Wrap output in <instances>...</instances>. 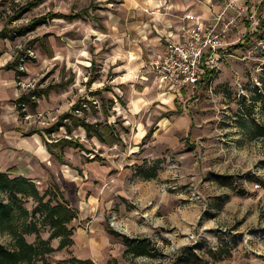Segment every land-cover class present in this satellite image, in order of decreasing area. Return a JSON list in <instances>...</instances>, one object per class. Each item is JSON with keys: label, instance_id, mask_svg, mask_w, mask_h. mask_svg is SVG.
Returning <instances> with one entry per match:
<instances>
[{"label": "rangeland", "instance_id": "374dc122", "mask_svg": "<svg viewBox=\"0 0 264 264\" xmlns=\"http://www.w3.org/2000/svg\"><path fill=\"white\" fill-rule=\"evenodd\" d=\"M27 1L0 0V29L5 24L24 26L49 12L80 13L81 17L49 16L45 23L1 45L0 54L5 53L11 62L23 53L17 67L24 73L15 78L19 94H36V108L25 105V115L18 117L20 128L44 133L67 112H80L72 109L76 102L84 101L89 108L88 100H93L99 113L88 111L87 119L108 120L122 136V141L108 145L73 128L70 135L101 150L105 161L86 163L82 151L67 148V163L52 156L45 172L31 177L38 180L41 191L53 182L60 186L77 211L71 222L74 236L81 228L79 235L100 238L99 254L108 255L106 262L119 264H264V184L255 179L264 180V138H252L249 133L264 120L261 102L252 99L255 88H264V0H237L246 10L226 37L228 55L218 71L211 81L175 100V124L160 131L154 125L145 126L151 133L139 140L122 125L127 108L115 98L119 94L127 102L128 95L142 87L136 75L149 69L150 63L143 68L141 56L148 61L149 55L142 43L134 48L125 44V29L118 43L108 35L105 26L122 0H43L21 18L9 21L13 10ZM141 10L135 24L145 27L144 16L160 11ZM126 18L119 19L124 28ZM127 78L132 85L126 94V84L121 82ZM40 90L46 93L38 98ZM103 96L115 101L107 118L100 109ZM44 134L51 140L66 135V128ZM145 171L156 175L147 177ZM222 176L230 183L222 181ZM108 227L131 238H149L153 255L127 254L123 239L109 235ZM48 234L43 228L42 235ZM57 240L52 243L58 244ZM0 241L8 243L10 236L0 232ZM75 249L72 245L57 250L50 260L70 264V257L79 254ZM188 249L202 260L189 262Z\"/></svg>", "mask_w": 264, "mask_h": 264}, {"label": "trees", "instance_id": "16d2710c", "mask_svg": "<svg viewBox=\"0 0 264 264\" xmlns=\"http://www.w3.org/2000/svg\"><path fill=\"white\" fill-rule=\"evenodd\" d=\"M43 0H28L23 5H18L13 10V16L9 21H13L22 17V15L30 10L32 7L37 6ZM1 5V4H0ZM61 17L69 20L81 17L80 13L77 14H63L60 12L48 13L46 15L33 18L28 24L24 26H9L5 24L0 30V37L14 39L18 35L26 34L27 32L35 29L38 25L45 23L47 18ZM39 39V38H38ZM42 39V38H40ZM43 42V40H41ZM23 54V53H21ZM20 54V55H21ZM20 55H17L12 62L8 64V68L14 69L17 78L20 77L22 70L18 69ZM214 72H208L205 79L212 76ZM19 79V78H18ZM93 78H89L91 82ZM37 93V97H41L44 90ZM252 99L260 101L262 104L261 110L264 114V88H255ZM100 94V92L98 93ZM36 95L34 91L21 93L15 100L17 110L21 117L25 115L24 107L28 105L31 109H35L37 102L33 96ZM101 95V94H100ZM119 100V98H118ZM120 99L124 105L125 101ZM83 102H76L72 109L80 112H67L64 117L60 118L56 124L50 128H46L44 133L51 134L55 130L60 129L61 126L66 128V135L58 138L47 139L44 133L40 130H31L34 132H41L44 143L48 150L54 154L60 162H65L64 149L66 147L79 149L84 153L86 161H103L105 157L100 154L101 150L87 147L83 141L70 135L73 128L83 127L86 131V138L92 139L96 137L101 143L114 145L122 141L121 134L114 123L104 122L101 120L90 121L87 119L88 111L92 114L99 113L98 105L93 100H88L89 108ZM115 101L113 98H101L100 109L107 118L112 115V106ZM90 109V110H88ZM82 112V114H81ZM68 119L69 122H66ZM151 130L146 134L149 136ZM252 138H264V120L256 122V126L250 130ZM143 171L144 168H140ZM0 171V232L10 236L8 243L0 241V264H53L50 260V255L64 248H69L74 245V227L71 222L77 218V211L70 205L66 199L64 192L61 190L57 183H52L48 188L41 191L34 180L19 174L11 176L10 172ZM155 171H145V176H155ZM222 181H228L222 176ZM256 181L264 184L261 177L255 176ZM29 201L33 202L32 207L27 206ZM47 227L48 236L42 235L43 228ZM107 232L113 236L121 237L126 245V253L133 256H150L153 255L152 242L149 238H131L112 227L107 228ZM33 235V240H29L28 236ZM59 239L57 246H54L52 240ZM189 262H199L202 259L197 256L192 250H187ZM213 255L216 252L211 251ZM70 264H99L90 258H78L71 256L69 259ZM106 264H119L117 261H108Z\"/></svg>", "mask_w": 264, "mask_h": 264}, {"label": "crops", "instance_id": "0c3cea01", "mask_svg": "<svg viewBox=\"0 0 264 264\" xmlns=\"http://www.w3.org/2000/svg\"><path fill=\"white\" fill-rule=\"evenodd\" d=\"M224 1L225 0H122V6L118 8L116 15H112L110 25L108 26L107 24L105 27H109L108 35L115 43H118L117 39L121 31L125 29L127 34L125 40L126 45H133L132 48H134L136 45H139L140 42L145 46L149 59L147 58L148 61H146L141 56L144 62V68L145 63L148 64L151 59L153 60V58L155 59V57L161 55L167 36L170 33L174 35L178 33L183 23L188 20L185 18L187 14H194L201 19L206 18L211 15V8H220ZM141 9H160V11H155L156 14L150 16H144L148 24V26L146 25L145 27L139 22L135 24L137 20H140L138 16H140L139 13L142 11ZM126 15L128 16V18H126L127 26L124 28L119 19L125 18ZM131 16H133V18H129ZM146 23H144V25ZM106 28L103 27L102 30L105 32ZM102 34L105 35L107 33ZM9 39L10 38L0 37V48L1 45L3 47L8 45ZM136 55L140 56V54ZM10 62L11 60L5 56V53L0 54V171L13 169L16 175L22 174L31 178L35 177L37 173H40V170L45 172L44 166L47 165V162L55 155L48 150L45 143L41 142L42 135L39 132L31 134L30 130V132L26 133L19 126L18 117L20 114L17 110L15 100L21 94H19L20 91L15 82V70L8 68ZM145 76L148 78H145ZM126 77H128V74H126ZM136 77L138 79L137 81L142 86L140 87L141 89L135 88V92L128 95L127 102L119 94H116L115 99L121 104L122 108H127L122 125L128 134L133 133L134 136L136 135L135 138L139 140L148 134L147 132L149 129H146L151 125H154V127L160 131L163 127H167L171 123H174V121L178 119H173L174 114L172 113L175 109L173 106L175 105V100L177 98H183V93H188L190 90L163 88L161 84L153 79L150 73L146 72V68L142 69ZM207 82L208 81L205 79L199 86ZM121 83L126 84L127 89L125 91L126 94L129 93L131 91L132 79L127 78ZM120 99L125 101H123L125 103L124 105L120 102ZM149 109H151V114L148 112ZM78 129H82L86 134L83 127H79ZM31 137L38 139L37 141L40 142H32ZM29 141H31V146L27 145ZM67 148L70 147H66L65 149ZM81 153L84 157V153ZM100 154L104 156L101 152ZM84 160L86 163L98 162L86 161L85 157ZM47 166L49 167V165ZM45 175L44 173L43 176ZM32 180H34L35 183L38 182V180ZM80 229H78V233L74 236L73 246L76 248V254L79 253L76 257L90 258L96 263L106 264L108 257L107 259L105 257L108 255H101L98 250L101 246L100 238L96 239L95 235L89 233L79 235ZM53 245L57 246L58 244Z\"/></svg>", "mask_w": 264, "mask_h": 264}, {"label": "built area", "instance_id": "2783aa9c", "mask_svg": "<svg viewBox=\"0 0 264 264\" xmlns=\"http://www.w3.org/2000/svg\"><path fill=\"white\" fill-rule=\"evenodd\" d=\"M245 10L237 0H228L218 9L211 8L206 18L187 14L188 20L176 35L167 36L161 55L150 61L146 72L163 88L195 91L207 73L215 74L227 57L226 37ZM214 74L206 80L211 81Z\"/></svg>", "mask_w": 264, "mask_h": 264}]
</instances>
